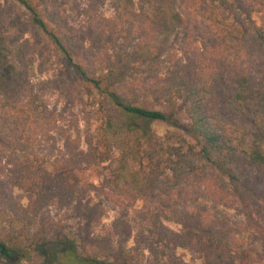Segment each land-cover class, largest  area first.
Here are the masks:
<instances>
[{"label":"trees","instance_id":"1","mask_svg":"<svg viewBox=\"0 0 264 264\" xmlns=\"http://www.w3.org/2000/svg\"><path fill=\"white\" fill-rule=\"evenodd\" d=\"M197 1L213 27L212 45L198 60L172 68L138 92L134 89L139 78L133 73L157 59L159 46L152 47L142 36L132 42L129 37L118 38L117 31L128 28L118 21L119 14L86 12L80 20L74 17L75 10L64 8L75 4L78 10L80 0H14L22 8L23 22L31 27L34 48L51 50L93 98L100 124L89 142L90 154L102 162L119 152L116 167L106 177L113 192L129 201H143L144 219L151 223L146 247L151 257L142 258V240L137 238L134 247L98 254L83 244L80 247L75 233L50 234L38 226L45 207L70 206L79 195L77 155L82 152L79 141L65 133L63 152L51 158L38 154L39 133L49 135L56 120L47 124L38 118L42 110L31 92L15 95L8 90L20 82V67L13 57L18 46L10 45L9 31L0 30V151L10 166L5 174L9 188L19 191L5 192L0 199V264L35 260L40 264H187L174 254L178 247L193 248L200 264H257L255 248L244 246L226 223L217 226L216 214L186 204L160 214L151 204L157 201L161 206L189 195L186 185L191 183L193 191L236 207L247 228L264 244V196L258 185L264 182V115L240 129L219 120L210 106L215 72L228 54L249 41L264 51V24L253 17L264 20V0L256 6L244 0ZM154 10L148 22L159 30L166 28L171 17L160 6ZM94 37L111 39V46L95 49ZM252 91L242 86L233 100L244 103L255 94ZM175 110L181 111L187 126L177 122ZM154 121L174 130L157 136L151 128ZM71 143L77 151H72ZM243 159L259 174L250 183L239 177ZM162 220L178 223L180 231Z\"/></svg>","mask_w":264,"mask_h":264},{"label":"rangeland","instance_id":"2","mask_svg":"<svg viewBox=\"0 0 264 264\" xmlns=\"http://www.w3.org/2000/svg\"><path fill=\"white\" fill-rule=\"evenodd\" d=\"M244 1L250 6H256L258 2ZM77 5L78 10L75 4L64 8L75 10L74 17L80 20L86 18V12L91 16L94 13L119 14L118 21H121L120 24H128V28L117 31L118 38L129 37L132 42L137 36H142L151 41L152 47L159 46L157 59L150 66L141 67V70L133 73L139 78V87L134 91H145L147 86L153 84L160 76L168 74L172 68L187 61L198 60L196 57L203 56L212 45L214 30L203 14L204 9L197 7V0H80ZM154 6H160V11H164L168 15L167 18L171 17L166 28L163 26V29L159 30L148 22V14L154 13ZM21 13V6L14 0H0V30L9 31L10 45L18 46L13 52V57L20 67V82L8 90L15 95L31 92L37 97L39 108L42 110L38 118L47 124L52 119L56 120V127L49 131V135L39 133L35 146L40 156L51 158L63 152L65 133L69 134L72 140L79 141L78 148L82 152L77 155L80 163L76 171L81 187L79 195L70 206L45 207L38 216V226L50 234L60 231L75 233L77 239L79 238L80 247L83 244L88 250L98 254L121 246L134 247L137 238L142 240L139 246V249L144 251L142 258L149 259L151 255L146 247L150 244L151 237L148 236L151 223L144 219L143 201H129L113 192L106 177L108 171L116 167L115 159L119 152H114L109 160L102 162L90 154L89 142L100 124L95 112L96 105L93 106V98L72 78L66 64L54 56L51 50H46L49 52L47 55L44 49L34 48L30 40L31 27L23 22ZM126 13L128 17L124 18ZM253 17L259 25L264 24V20L256 14ZM91 40L95 49L111 46L112 43L111 39L106 37H94ZM245 44L244 47L236 46L232 54H228L226 63L217 68V81L210 97L214 115L240 129L251 126L260 113L264 115V51L253 41ZM242 86L253 90L255 94H249L251 97L244 103H237L233 100V94ZM175 118L184 127L187 126V120L180 110H175ZM151 128L157 136L174 130L160 121L152 122ZM69 147L73 152L75 149L77 151L75 143H71ZM6 156L0 151V199L6 196L5 192L19 193L17 189L9 188L6 181L5 174L10 168ZM258 176L259 174H255V170L247 164L246 159H243L239 166V177L250 183ZM258 185L264 196V182ZM186 188L190 190L189 195L184 193L185 196L181 195L178 200L166 202L161 206L157 201H153L151 204L155 206L156 213H173L182 204L212 212L218 219L216 225L226 223L234 228L240 240L245 243L244 246H251L257 251L256 263L264 264V244L256 232L247 228L236 207L216 203L204 194L193 191L191 183L186 185ZM162 222L172 230L181 229L174 221ZM174 254L187 264H200L198 253L191 247H178ZM139 257L141 259V255ZM31 264L40 263L35 260Z\"/></svg>","mask_w":264,"mask_h":264}]
</instances>
